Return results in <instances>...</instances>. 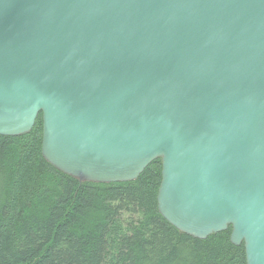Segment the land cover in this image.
<instances>
[{
  "label": "water",
  "instance_id": "obj_1",
  "mask_svg": "<svg viewBox=\"0 0 264 264\" xmlns=\"http://www.w3.org/2000/svg\"><path fill=\"white\" fill-rule=\"evenodd\" d=\"M42 116L79 183L161 161L159 214L264 264V0H0V136Z\"/></svg>",
  "mask_w": 264,
  "mask_h": 264
},
{
  "label": "trees",
  "instance_id": "obj_2",
  "mask_svg": "<svg viewBox=\"0 0 264 264\" xmlns=\"http://www.w3.org/2000/svg\"><path fill=\"white\" fill-rule=\"evenodd\" d=\"M42 116L0 136V264H246L231 227L205 240L158 212L161 161L127 183H79L41 155Z\"/></svg>",
  "mask_w": 264,
  "mask_h": 264
}]
</instances>
